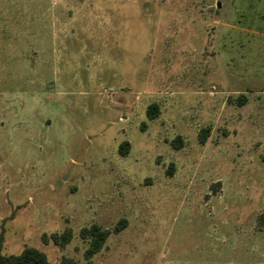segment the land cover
Masks as SVG:
<instances>
[{"label":"rangeland","instance_id":"rangeland-1","mask_svg":"<svg viewBox=\"0 0 264 264\" xmlns=\"http://www.w3.org/2000/svg\"><path fill=\"white\" fill-rule=\"evenodd\" d=\"M26 247L264 264V0H0V249Z\"/></svg>","mask_w":264,"mask_h":264},{"label":"trees","instance_id":"trees-1","mask_svg":"<svg viewBox=\"0 0 264 264\" xmlns=\"http://www.w3.org/2000/svg\"><path fill=\"white\" fill-rule=\"evenodd\" d=\"M158 105L152 104L148 108L147 114L149 119H154L158 115ZM208 137V129H202L200 133V142L205 143ZM171 145L174 148H181L184 145L183 138L181 136L176 137L171 141ZM130 149V143L125 141L119 147L120 154L127 155ZM124 222H119L114 232L118 233L124 228ZM82 238L88 240L89 245L85 251V257L87 260H91L92 257L98 253L105 244L108 236L111 234L109 229L102 228L99 224H92L89 227L82 228L80 232ZM72 229L67 228L61 234H53L51 238L53 241L61 246L67 245L72 239ZM0 264H51L45 253L34 248L26 247L19 254H3L0 249ZM61 264H79L77 261L71 258H63Z\"/></svg>","mask_w":264,"mask_h":264}]
</instances>
